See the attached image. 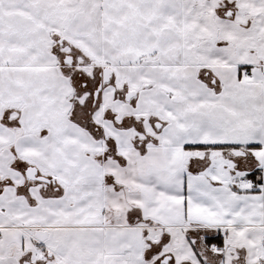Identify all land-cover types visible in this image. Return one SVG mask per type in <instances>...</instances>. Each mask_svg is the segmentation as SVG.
Segmentation results:
<instances>
[{
  "label": "snow or ice",
  "instance_id": "snow-or-ice-1",
  "mask_svg": "<svg viewBox=\"0 0 264 264\" xmlns=\"http://www.w3.org/2000/svg\"><path fill=\"white\" fill-rule=\"evenodd\" d=\"M0 264H264V0H0Z\"/></svg>",
  "mask_w": 264,
  "mask_h": 264
}]
</instances>
